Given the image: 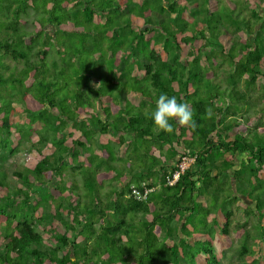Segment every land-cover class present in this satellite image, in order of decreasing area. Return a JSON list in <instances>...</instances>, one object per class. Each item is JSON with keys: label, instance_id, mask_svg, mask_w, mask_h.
Returning <instances> with one entry per match:
<instances>
[{"label": "trees", "instance_id": "trees-1", "mask_svg": "<svg viewBox=\"0 0 264 264\" xmlns=\"http://www.w3.org/2000/svg\"><path fill=\"white\" fill-rule=\"evenodd\" d=\"M262 78L264 0H0V151L53 147L17 166L18 186L0 167V264H220L214 243L234 238L241 263L264 264V227L247 228L264 211ZM161 93L191 106L194 128L155 130ZM42 204L53 227L34 217Z\"/></svg>", "mask_w": 264, "mask_h": 264}, {"label": "rangeland", "instance_id": "rangeland-1", "mask_svg": "<svg viewBox=\"0 0 264 264\" xmlns=\"http://www.w3.org/2000/svg\"><path fill=\"white\" fill-rule=\"evenodd\" d=\"M139 22H142L141 19H138ZM161 54L162 57L165 59H169L171 60V57H169L165 51L161 50ZM105 75V67L102 61H98L96 63V70L94 73V77L95 80L98 81L100 80L103 76ZM219 76L220 78L224 79L227 76V70L226 69H222L219 72ZM262 81V88L264 89V78L261 79ZM174 88H177L176 84H173ZM123 97V96H122ZM128 98H130L131 101L133 102H137L138 99L134 96L128 95ZM219 104H221V101L219 100ZM13 110H12V118L14 120V122L17 125H24L26 123V115L24 113V107L21 104H13L12 105ZM262 120L264 121V114L262 115H257L255 116L254 120L252 121V127L256 124H258V122ZM69 131L71 132V134L73 135L72 137L76 136L79 134V131L76 128L70 127ZM109 135L107 134H101V133H96L95 134V140L98 144H101L102 142H106L108 139ZM36 139H33L32 141L35 142ZM53 150V147L51 145H46L42 148V152L38 153L37 151H35L31 145L29 144V142H25L22 144V147L20 148V150L18 152H13V153H9L8 150H2L0 151V167H5L6 171L8 172V177H7V181L11 186H18L20 185V182L18 181V179L13 175V171L17 168L18 165H23L26 164L27 166H33L34 163L37 161V159L41 158V156L50 153ZM122 150H124V147L122 148ZM227 155V153L225 152H220L219 154H217L216 152H214L212 154V158L214 160H216L217 162L221 161L224 159V157ZM70 162V159H68ZM186 165L188 166V164H192L193 161L192 158H188L186 159ZM82 158L80 159V161L78 162L79 164L81 163ZM86 168H88L87 164H85ZM223 179H225V176L223 175L221 177ZM230 184V183H229ZM241 186H245V184L240 181ZM227 188V190L231 189L230 187H232V185H227L225 186ZM239 188V187H238ZM38 194L43 196L45 195V189H38L37 190ZM228 192V191H227ZM234 192V190H233ZM36 199V197L34 196V200ZM244 201L246 203H249V201L243 197ZM199 202H201L202 204H205V200L203 198H199L198 199ZM250 205L252 204L249 203ZM233 210H234V215H233V222H236L237 220H243L245 217L244 215V207L243 204L242 205H231L230 206ZM44 214H48V216H46V218L44 219V224H52L50 226L53 227V225H55L54 223V219L49 218V216H51L53 214V211L48 208L46 206V204H42L34 213V217L35 218H41L42 215ZM49 225H47L46 227H48ZM264 227V211L262 212V215L258 216V215H253L248 219V223H247V228L250 230V232L254 235H258L261 228ZM36 229L41 232V234L43 235V242L41 245H39L41 248H48L51 242H50V238H49V233L46 232L43 229V226H37ZM234 231H232V236L234 237ZM160 238H164V234L161 233L160 234ZM214 252L216 253L218 260L220 262V264H243L241 263V260L238 257V249H239V242L237 240V238H234V244L231 248H227V247H222L220 245H218L217 243H214ZM253 251H254V256L257 257H261L264 254V238L257 244H255L253 246Z\"/></svg>", "mask_w": 264, "mask_h": 264}, {"label": "clouds", "instance_id": "clouds-1", "mask_svg": "<svg viewBox=\"0 0 264 264\" xmlns=\"http://www.w3.org/2000/svg\"><path fill=\"white\" fill-rule=\"evenodd\" d=\"M210 115V111H209ZM154 121L156 131H164L172 133L174 129L170 121L175 120L180 127H195L193 121V111L187 102L180 103L175 96L169 97L165 93H161L156 100V107L150 114Z\"/></svg>", "mask_w": 264, "mask_h": 264}, {"label": "built area", "instance_id": "built-area-1", "mask_svg": "<svg viewBox=\"0 0 264 264\" xmlns=\"http://www.w3.org/2000/svg\"><path fill=\"white\" fill-rule=\"evenodd\" d=\"M191 161H193V159L191 160ZM186 160H185V158L182 160V162L179 164V169L178 170H175L171 175L170 174H167L166 175V181H167V183L168 184H173L176 180H177V178L179 177V174L181 173V172H183V170L186 168V167H188L189 166V164H188V166L186 165ZM145 192H147V190H145ZM132 193L134 194V196L136 197V198H142V197H144L145 196V194L143 195V196H141L140 194H139V191L138 190H136V189H132Z\"/></svg>", "mask_w": 264, "mask_h": 264}, {"label": "crops", "instance_id": "crops-1", "mask_svg": "<svg viewBox=\"0 0 264 264\" xmlns=\"http://www.w3.org/2000/svg\"><path fill=\"white\" fill-rule=\"evenodd\" d=\"M249 203H251V202L249 201ZM48 245H50V244H48Z\"/></svg>", "mask_w": 264, "mask_h": 264}]
</instances>
